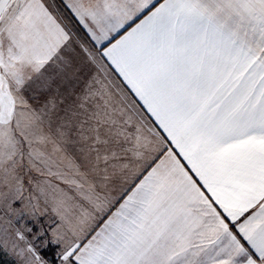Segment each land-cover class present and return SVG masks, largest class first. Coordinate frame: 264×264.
<instances>
[{"label": "snow or ice", "instance_id": "snow-or-ice-1", "mask_svg": "<svg viewBox=\"0 0 264 264\" xmlns=\"http://www.w3.org/2000/svg\"><path fill=\"white\" fill-rule=\"evenodd\" d=\"M0 264H264V0H0Z\"/></svg>", "mask_w": 264, "mask_h": 264}]
</instances>
